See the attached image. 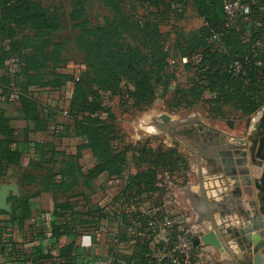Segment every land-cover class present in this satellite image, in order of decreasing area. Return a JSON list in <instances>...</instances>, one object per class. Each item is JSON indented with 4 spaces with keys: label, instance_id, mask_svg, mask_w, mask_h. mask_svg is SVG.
Segmentation results:
<instances>
[{
    "label": "trees",
    "instance_id": "16d2710c",
    "mask_svg": "<svg viewBox=\"0 0 264 264\" xmlns=\"http://www.w3.org/2000/svg\"><path fill=\"white\" fill-rule=\"evenodd\" d=\"M104 1L110 14L102 23L88 25L82 21L75 24L78 31L74 42L84 53L79 75L64 68L67 59L63 50L68 38L60 40L57 37L63 28L57 6H46L43 0H0V179L28 148L26 143H22L21 148L12 147L15 141L10 126L12 118L6 115L3 104H15L20 117L29 124L28 130H47L60 135L55 123V109L40 102L35 92L41 88L59 89L72 82L67 114L72 120L74 134L82 138V144L58 149L46 142H33L36 159L21 175L19 184L33 183L37 184L38 191L51 190L55 194L60 190L65 195L67 201L56 203L53 211L51 234L54 238L76 236L78 225L88 227L91 233L111 220L117 223V227L110 237H116L118 241L110 243L107 256L103 258L110 257L111 264H148L152 255L149 241L161 229L152 221L161 222L165 218L162 208L154 211L160 204L151 205L150 202L157 189L156 170L164 154L149 148L147 142L138 141L128 147L115 144L113 123L108 117L111 111L104 98L120 81L113 74L114 67L136 77L134 87L128 90L131 97L146 95V86L151 93V69L145 67L154 57L131 46L124 37L135 29H149V26L145 21L129 20L133 14L128 16L123 12V4H117V1L124 0ZM137 1L149 9V15L156 13L151 8L159 7L163 8L157 14L163 17L177 10L181 15L182 8L190 6L202 19V24L185 32L182 43L178 44L181 51L189 49L196 55L195 59L184 64L193 65L197 79L196 89L189 88L192 95L198 97L207 91L214 95V101L233 106L245 117L264 106V0H245L249 11L238 13L234 18L226 14L225 0ZM75 7L73 4L72 18L80 14ZM215 33L219 34L217 40L212 39ZM158 51L161 52L157 62L160 67L167 52H162V48ZM235 62L240 65L238 70ZM83 148H88L94 159L86 171H82L78 161ZM151 154L155 155L153 160ZM146 162L149 166L145 170L138 168ZM130 168L134 172H130ZM102 173L109 177L125 176L115 200H118V207L105 212L90 204L88 210H76L75 198L80 195L77 191L80 181L87 185ZM11 200L8 221L21 227L30 216L29 195L12 197ZM146 202L149 203L145 205ZM173 226L167 227L171 228L168 231H172V237L175 233ZM7 233V226L0 225V255L10 243ZM129 249H132L130 254H123ZM34 250L38 258L43 259L42 264H79L73 242L61 247L57 256L43 252L41 244L34 246ZM96 259L92 257L91 262ZM166 261L165 264H176L169 262V258ZM177 264H184L181 257H178Z\"/></svg>",
    "mask_w": 264,
    "mask_h": 264
},
{
    "label": "rangeland",
    "instance_id": "374dc122",
    "mask_svg": "<svg viewBox=\"0 0 264 264\" xmlns=\"http://www.w3.org/2000/svg\"><path fill=\"white\" fill-rule=\"evenodd\" d=\"M43 2L46 6H57L61 13L63 28L57 37L60 40L68 38L63 50L64 58L67 59V65L64 68L78 74L84 53L74 42L78 31L75 24L82 21H86L88 25L102 23L104 18L110 14V8L104 0H83L82 3L76 2V0H43ZM121 3L123 4L124 13H127L128 16L133 14L129 16L130 21L134 19L138 22L145 21L149 26V29H135L126 33L124 37L126 41L131 43V46L138 47L143 53L154 57L149 66L145 67L146 70L151 69L150 84L153 87L151 93L147 90L149 87L146 86L144 87L147 92L146 95L131 97L128 90L134 87L136 77L130 72L120 70L118 67L113 68V74H116L120 81L116 89L112 93H107L104 98V102L111 111L108 117L114 127L112 136L115 137V144L119 147H128L129 144H134L135 141L139 140L140 143L147 142L149 148L155 149L157 153L162 152L164 154L163 161L156 170L155 187L157 189L152 193L150 202L151 205L160 204L159 207L154 208V211L157 212L162 208L165 214L164 217L168 218L170 224L175 227L173 237L170 235L172 231H168L171 228H165L164 230L161 228L150 239L149 244L151 245L152 255L149 260L155 261L156 258L161 257L163 262L167 263L166 258H171L169 262L177 264L178 257H181L184 264H228L226 258H232L225 250L217 249L221 252L220 254L224 253L223 256H220L212 245L194 244V238L202 235L207 228L204 224L198 230V222H196L198 217L195 219L194 214V212L197 214V205H194L195 201L190 199L188 192L193 189L197 191L195 194H199L200 187L204 193L206 190L201 179V186H197L194 172L196 159L190 154L192 150L191 141H186L187 143L182 141L187 145L188 149H186L175 142L172 136L181 138L174 131L181 129L184 121L195 120L197 126L200 125L198 121H201L214 128V130L209 129L210 135L216 132L218 136H222L231 143H235L237 138L244 139L247 146L252 148L251 153H253L256 144H252L247 138V116H243L240 111L235 110L229 104L214 101V95L209 94L207 91L202 92L198 97L189 92V88L196 89L197 79L193 65L189 67L184 65L187 62L185 58L191 62L196 55L189 49L181 51L178 44L182 43V36L185 32L193 30L201 24V19L192 7H183L181 15L180 11L177 10L168 12L167 17H163L164 15L157 14L163 7L151 8L150 10L156 13L149 15L147 11L149 9L142 6L137 0L117 1V4ZM73 4L76 6L74 10L80 14L72 18L70 12L73 10ZM159 45L162 52H167L164 64L160 67L157 64L161 53L158 51L161 49ZM67 84L69 89L72 88V82ZM162 115L168 116L167 122L162 121ZM168 126H174L170 134L167 131ZM203 130H206V128L203 127ZM154 158L155 155L151 154V159ZM198 164L200 170L203 167V171L207 176L209 174L215 176L217 173H221L211 174L213 166L201 157H199ZM148 166L149 162H146L141 163L138 168L145 170ZM222 175L224 176L223 173ZM222 175L219 176L225 178ZM218 179L221 180V178ZM224 180L225 182L227 180L233 181L234 186L240 188V177ZM216 194L218 197L225 195L221 191L216 192ZM99 200L98 195H92L87 203L94 204ZM148 203L146 202L145 205ZM225 219L221 216L219 220L215 219V226L217 230L225 234V242L229 245L230 252L236 254L238 253L236 250L241 251V248L237 246L235 240L231 242L228 234H226V229L232 226L225 222ZM199 220L207 222L209 229H211L207 218L199 217ZM228 241L235 246L230 247L231 244ZM131 251L132 249L126 250L123 254H130ZM100 259L105 260L106 258ZM242 260H244V256H242ZM1 261H4V258Z\"/></svg>",
    "mask_w": 264,
    "mask_h": 264
},
{
    "label": "crops",
    "instance_id": "0c3cea01",
    "mask_svg": "<svg viewBox=\"0 0 264 264\" xmlns=\"http://www.w3.org/2000/svg\"><path fill=\"white\" fill-rule=\"evenodd\" d=\"M67 83L59 89L41 88L38 89L37 92H35V96L40 102H42L43 104H47V106L51 109H55V123H57L56 127L59 129L60 135L52 134L47 130L44 132L34 131L30 129L28 130L29 124L20 117L15 104L13 102L3 104L6 115L12 118L10 126L13 129L15 140L12 144V147L21 148V144L26 143L28 145V148L26 151L21 153L18 161L11 165L7 175L0 179V184L5 183L8 185H15L17 190V194L13 193L12 190L9 191L7 201L10 203V211L7 212L0 210V212H2L0 213V221H5L0 222V225L7 226L8 233L6 236H8L10 240L7 249L4 250L1 254L2 257L0 259L2 260L4 258V261L0 260V264H42L43 259L38 258L39 255L36 254L34 246L41 244L43 246V252H50L51 255L57 256L60 252V248L70 242H73V244L76 246L77 259L79 261V264H94V262H91L92 257H97V259L106 257L108 247L113 241L110 235H112L113 231H115L117 223L111 220L105 221L103 226L99 230L91 233L88 231V227H85L84 225H78L79 231L76 236L62 235L58 238H54L51 234V221L54 219L53 211L55 210L56 203L62 204V202L67 201L65 195L60 190L56 191L55 194L51 190L38 191L37 184L33 183H25L24 186H20L19 184L21 175L25 172L26 169L31 168L30 164L33 163V161L36 159L37 154L34 149V144H32L33 142H46L48 144L56 146V148L58 149H64L66 147L67 149L74 148L81 145L83 142L81 137H78L74 134L72 120L68 117L67 114L69 100L73 90V86L69 89L67 87ZM263 112L264 106L254 114L247 117V134L255 131L256 123L260 120ZM138 141L139 140L135 141L134 144ZM184 142L187 143L186 141ZM225 142L231 143L227 140ZM78 161L82 168V171H86L94 161L91 155V151L88 148H83L81 150V155ZM263 165L264 161L258 158L254 159V163H248V167L250 168L249 175L251 180H257L259 178ZM195 167L196 168L194 172L197 179V186L199 185L198 180L200 175L203 187L206 190L205 193L209 198L215 196L213 199L220 202L224 200V198L230 196L232 190L234 189V182L228 181L227 179H232V177L224 175L225 178H222L220 177L222 175V172L217 174L215 172L211 173H214L218 176H210V174L209 176H207L203 171V167L201 168L202 170H200L199 164L196 160ZM130 172H134V169L130 168ZM218 178H221V180ZM124 179L125 176L123 175L109 177L106 174L102 173L94 179L90 180L87 185H83L81 183L82 181H80L79 186H77V191L80 193V195L75 198L77 203L75 209L79 211L88 210L90 204L87 203V201L89 202V198L92 195H98L100 197L99 201L94 202L95 208L98 206L99 208L104 209L105 212L116 209L119 204L118 200H115L116 197L120 194ZM224 179H226L227 182H225ZM240 179L241 196L239 198V205L244 213H241L238 210H231L228 214H220L219 209V211L217 210L219 213L216 210H214L213 212L215 219L219 220L220 216L225 217V222L236 228H239L240 226H246V224L250 222L247 220V217L252 216V214L254 213V208L251 204H253L254 202L255 206H258V190L253 186V184H242L243 179ZM219 191L224 192L225 195H221L223 197H218L216 192L219 193ZM196 192V190L194 191L193 189H190L188 193L195 194ZM24 194L29 195L30 216L26 219L24 225L19 227L17 224H12L8 221V215L12 211V197H19ZM82 196L87 197V199H84V197ZM190 199L192 201H195L194 205L196 206L197 201L195 200V198L190 197ZM199 204L200 205L196 207L197 214L196 212H194L195 219H197L198 217V220H196V222H198V230H200L203 225L206 224V232L210 229L207 222L199 220V217L201 218V216L198 212L203 210V205L201 203ZM232 240L233 239H231V242ZM231 242L228 241L229 244H231ZM233 246L235 245L231 244L230 247ZM215 251L218 252V254L221 253L217 249H215ZM236 252L238 253H236L235 255L239 260H242V256H248L245 249H242L241 251L236 250ZM223 254L224 253L220 254V256H223ZM226 259L230 264H234V261L232 259Z\"/></svg>",
    "mask_w": 264,
    "mask_h": 264
},
{
    "label": "water",
    "instance_id": "95a60500",
    "mask_svg": "<svg viewBox=\"0 0 264 264\" xmlns=\"http://www.w3.org/2000/svg\"><path fill=\"white\" fill-rule=\"evenodd\" d=\"M163 122H167L168 116L162 115ZM195 120L184 121L182 128L174 132L181 137L172 136L175 142L188 149L187 145L182 141H191L190 154L199 162V157L211 164V172H222L224 175L232 178H242L244 184H253L258 190L257 204L254 202L252 207L254 213L248 216L250 221L246 226L239 228H227L226 234L229 239L235 240L237 246L246 250L248 256H244V260H239L238 257L230 252L229 245L225 242V234L216 229L213 212L216 209L220 210V214H228L231 210H238L244 213L239 205L241 190L237 186L232 190L230 196L222 201H216L213 197H208L200 187L199 194H189L191 198H195L197 206L201 203L203 210L199 211L201 217L209 220L211 229L204 232L199 237L194 238V244L203 243L212 245L216 249L225 250L233 259L235 264H264V165L261 174L257 180H251L250 168L248 163H254V159L258 158L264 161V112L260 120L256 123L255 131L247 135L248 140L252 144H256L255 152L251 153V147L247 146L244 139L237 138L235 143H226L225 138L218 136L216 132L210 135L209 129L212 127L198 121L200 125H195ZM160 125H162L160 123ZM206 130H203V127ZM174 126H168V134L171 133ZM248 147V148H247ZM236 185V184H235ZM199 186H201L199 175ZM17 194L15 185L0 184V210L10 211V203L7 201L9 191Z\"/></svg>",
    "mask_w": 264,
    "mask_h": 264
},
{
    "label": "built area",
    "instance_id": "2783aa9c",
    "mask_svg": "<svg viewBox=\"0 0 264 264\" xmlns=\"http://www.w3.org/2000/svg\"><path fill=\"white\" fill-rule=\"evenodd\" d=\"M224 9L226 14L231 17L234 18L235 16H237L238 13H247L249 11V5L245 2V0H225L224 2ZM219 37L218 33H215L212 36L213 40H217ZM185 61H188L187 58H185ZM234 66L236 68V70H238L240 68V65L235 62ZM152 224L154 225H158L160 228H163V230L167 227H170V221L168 218H164L161 222L160 221H152ZM114 242H117L118 239L115 237L113 238ZM171 259V258H170ZM94 264H111V258H106L105 260L102 259H96L94 261ZM149 264H165L163 262V259L161 257L156 258L155 261H150L149 260Z\"/></svg>",
    "mask_w": 264,
    "mask_h": 264
}]
</instances>
